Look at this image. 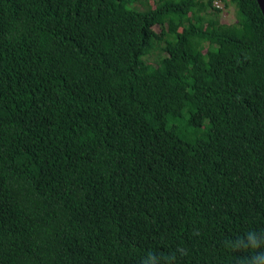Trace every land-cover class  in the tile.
<instances>
[{
    "label": "trees",
    "instance_id": "1",
    "mask_svg": "<svg viewBox=\"0 0 264 264\" xmlns=\"http://www.w3.org/2000/svg\"><path fill=\"white\" fill-rule=\"evenodd\" d=\"M214 1L0 0V264L264 252V15Z\"/></svg>",
    "mask_w": 264,
    "mask_h": 264
},
{
    "label": "clouds",
    "instance_id": "2",
    "mask_svg": "<svg viewBox=\"0 0 264 264\" xmlns=\"http://www.w3.org/2000/svg\"><path fill=\"white\" fill-rule=\"evenodd\" d=\"M227 246L233 249L248 248L256 250L264 248V231L248 230L242 237L237 238L234 242H227ZM181 254H184L183 249H178ZM164 259V264H171L174 260V256L169 255ZM141 264H161V258L154 255L152 252H148L142 259ZM247 264H264V252H258L254 255Z\"/></svg>",
    "mask_w": 264,
    "mask_h": 264
},
{
    "label": "rangeland",
    "instance_id": "3",
    "mask_svg": "<svg viewBox=\"0 0 264 264\" xmlns=\"http://www.w3.org/2000/svg\"><path fill=\"white\" fill-rule=\"evenodd\" d=\"M229 0H215L214 1V6L222 9L221 12L219 13L218 19L222 24H226V25H231L234 24L236 22V10H235V6L230 4L227 7H224V3L228 2ZM224 7V8H223ZM154 31L159 32L160 28L158 26H155ZM161 54V51L159 50H155L153 52V57H149L147 58V60H151V62H154V64H156L155 62V58L158 57V55Z\"/></svg>",
    "mask_w": 264,
    "mask_h": 264
},
{
    "label": "water",
    "instance_id": "4",
    "mask_svg": "<svg viewBox=\"0 0 264 264\" xmlns=\"http://www.w3.org/2000/svg\"><path fill=\"white\" fill-rule=\"evenodd\" d=\"M256 1H257L258 5H259L263 15H264V0H256Z\"/></svg>",
    "mask_w": 264,
    "mask_h": 264
}]
</instances>
